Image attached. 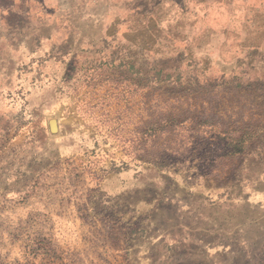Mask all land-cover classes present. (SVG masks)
<instances>
[{
	"label": "rangeland",
	"instance_id": "obj_1",
	"mask_svg": "<svg viewBox=\"0 0 264 264\" xmlns=\"http://www.w3.org/2000/svg\"><path fill=\"white\" fill-rule=\"evenodd\" d=\"M0 264H264V0H0Z\"/></svg>",
	"mask_w": 264,
	"mask_h": 264
},
{
	"label": "trees",
	"instance_id": "obj_2",
	"mask_svg": "<svg viewBox=\"0 0 264 264\" xmlns=\"http://www.w3.org/2000/svg\"><path fill=\"white\" fill-rule=\"evenodd\" d=\"M243 151V149H241V147H235V149L232 151L233 154L239 155L241 154Z\"/></svg>",
	"mask_w": 264,
	"mask_h": 264
}]
</instances>
